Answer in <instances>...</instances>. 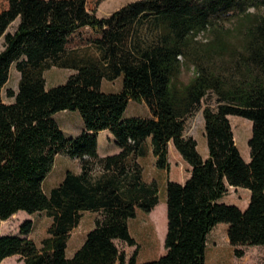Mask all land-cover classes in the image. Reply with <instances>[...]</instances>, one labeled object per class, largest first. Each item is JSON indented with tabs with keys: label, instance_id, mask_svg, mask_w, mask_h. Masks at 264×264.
I'll return each instance as SVG.
<instances>
[{
	"label": "trees",
	"instance_id": "trees-1",
	"mask_svg": "<svg viewBox=\"0 0 264 264\" xmlns=\"http://www.w3.org/2000/svg\"><path fill=\"white\" fill-rule=\"evenodd\" d=\"M0 1V222L19 211L53 217L42 247L19 234L0 235V264L19 255L23 264H205L208 237L220 223L236 257L245 246L264 245V0H137L106 17L104 0ZM153 24L151 41L141 28ZM89 26L101 37L68 48L73 33ZM210 33L207 41L198 37ZM18 90L7 88L12 67ZM52 67L75 70L66 82L47 87ZM185 71L193 76L185 81ZM122 77L119 91L102 89L104 79ZM209 154L186 134L201 102ZM146 103L149 116H128L131 101ZM78 111L84 130L67 135L55 115ZM252 121L250 161L242 156L230 116ZM110 130L119 151L101 156L98 135ZM191 165L184 182L167 179L168 230L165 253L138 262L141 245L130 231L138 210L159 203L156 181L147 182L139 161L150 148L159 169L170 171L169 144ZM81 160L49 193L45 181L56 158ZM251 192L244 209L222 198L229 188ZM86 210L98 212L83 245L68 257V239ZM136 245L128 257L116 240ZM264 264V262L252 263Z\"/></svg>",
	"mask_w": 264,
	"mask_h": 264
},
{
	"label": "rangeland",
	"instance_id": "rangeland-1",
	"mask_svg": "<svg viewBox=\"0 0 264 264\" xmlns=\"http://www.w3.org/2000/svg\"><path fill=\"white\" fill-rule=\"evenodd\" d=\"M134 1L137 0H104L97 7L96 13L100 17H106L117 9ZM93 5L94 1L91 0L90 7L92 9L95 8ZM154 31L155 26L153 24L145 23L142 26L140 32L142 42L146 43V41H151L153 39ZM99 37H101V34L93 30L91 27H82L72 34L68 42V48L92 45L94 40ZM198 38L200 40L207 41L209 38H212V35L210 33H203L199 35ZM3 42L4 39L1 38L0 50L3 48ZM73 73H75V70L73 69L52 67L50 70L46 71L45 74L47 87L50 88L52 86L66 82L68 77ZM192 76V71H185L182 78L185 81H188ZM19 80L20 73L17 71L15 66H13L10 72L9 81L7 82L3 93L4 101L11 102L14 100L13 98L7 96L6 89L13 88L18 90ZM121 88L122 77H119L115 80H103L102 89L105 91H119ZM206 105L215 107L216 98L214 96L205 98L198 106L194 114L189 117L186 127V134L194 136L197 139L198 149L202 155L205 154L206 151L209 152L208 141L205 133V118L203 115V109ZM147 110L149 112V107L146 103L140 104L132 100L128 106L127 115H144L146 114ZM55 119L67 135H78L84 130V122L78 111L65 110L58 112L55 115ZM230 120L242 156L246 161H248L250 157V147L248 145V140L252 134V121L248 118L238 115H231ZM109 136L111 138H109ZM98 142V152L101 155L114 154L119 151L114 136L108 130H102L99 135ZM169 159L171 162V170L166 171L157 167V158L153 154L151 148L145 156L139 158V161L143 167L144 179L149 183L156 181L159 185V188H163L162 192L159 193V204L157 205V210L155 209L156 211L154 216H152L150 213L138 210L137 217L130 220L131 234L141 245L138 255L139 263L157 259L165 253L163 236L166 223L165 218L167 220V208L165 207L166 189L164 190L166 180L170 178L178 182H184L191 171V165L185 162L182 155L175 148L172 142L169 144ZM68 170H72L74 172L78 170L81 171V160L77 158H71L66 154L58 155L54 168L45 181V189L47 193H49L53 187L59 185L62 182ZM249 195L251 197V192H249L248 189L231 186L227 194L224 196V202L236 204L240 208L244 209L248 206L250 200ZM27 219L33 221V229L30 232L29 237L32 238L39 247H42L43 240L50 236L49 229L52 226L54 220L53 217L49 216L45 211L34 214H29L26 211H19L18 215L11 216L9 219L0 222V235L19 234L20 226ZM150 221L158 224L159 232L153 230L154 227L151 225ZM94 226L95 221H89V216H85L83 221L79 222V224L73 228L68 239V257H72L75 252L83 245L88 232ZM116 243L121 250H124L127 253L128 257H130L137 248L136 245L131 246L127 242L119 239L116 240ZM245 249L246 253L243 257L238 258L235 256L234 246H232L228 237V225L226 223H220L209 234L205 264H252L264 262V245L245 246ZM6 260L7 261L5 264H23V262L20 261L19 255L10 256L6 258Z\"/></svg>",
	"mask_w": 264,
	"mask_h": 264
},
{
	"label": "crops",
	"instance_id": "crops-1",
	"mask_svg": "<svg viewBox=\"0 0 264 264\" xmlns=\"http://www.w3.org/2000/svg\"><path fill=\"white\" fill-rule=\"evenodd\" d=\"M140 104H145V103H140ZM126 114H127V112H126ZM150 115V110H149V112H148V110L146 111V114H144V115H139V114H129L128 116H149ZM109 132H110V130H108ZM102 131H100L99 132V135H100V133H101ZM111 133V132H110ZM112 134V133H111ZM99 135H98V140H99ZM109 138H111L110 136H109ZM236 138V137H235ZM236 141H237V139H236ZM171 143V142H170ZM173 143V142H172ZM237 144H238V142H237ZM105 153H107V152H105ZM100 154V153H99ZM208 154H209V152H205V154H203V157H207L208 156ZM101 155V154H100ZM106 155H108V154H104V155H101V156H106ZM183 157V156H182ZM184 159V158H183ZM250 159H251V156L249 157V159H248V161H250ZM185 160V159H184ZM185 162H187L186 160H185ZM188 163V162H187ZM189 164V163H188ZM190 170H192V167H191V169ZM76 173H79L80 172V170H78V171H75ZM191 176V171H190V174H189V176L184 180V182L189 178ZM184 182H182V183H184ZM166 183H167V180H166ZM233 187V186H232ZM162 189L163 188H161L160 189V192H162ZM166 189V184H165V188H164V190ZM246 189V188H245ZM249 190V189H248ZM249 192H250V190H249ZM164 197H165V195H164ZM166 198H167V196H166ZM249 199H250V195H249ZM222 201H224V197L222 198ZM250 201V200H249ZM159 204V203H158ZM157 204V205H158ZM156 205V207H154V209L151 211V212H149L152 216H154V213H155V211L157 210L156 208L158 207ZM166 205H167V202H166ZM165 205V206H166ZM156 209V210H155ZM137 215H138V213H137ZM85 216H89V221H95V219H96V217L98 216V212H95V211H91V210H86V211H84L83 212V214H82V218H81V220H80V222L81 221H83V219L85 218ZM137 217V216H136ZM135 217V218H136ZM133 219V218H132ZM131 220V219H130ZM165 221H166V223H165V229H164V236H163V239H164V243H165V238H166V234H167V230H168V217H167V220H166V218H165ZM151 222V225H153V230H156V231H158L159 232V229H158V224H155V223H153L152 221H150ZM156 226H155V225ZM129 225H130V222H129ZM161 232V231H160ZM162 233V232H161ZM163 235V234H162ZM165 237V238H164ZM165 248V247H164ZM6 260V259H5ZM7 261V260H6ZM5 261V262H6Z\"/></svg>",
	"mask_w": 264,
	"mask_h": 264
},
{
	"label": "bare ground",
	"instance_id": "bare-ground-1",
	"mask_svg": "<svg viewBox=\"0 0 264 264\" xmlns=\"http://www.w3.org/2000/svg\"><path fill=\"white\" fill-rule=\"evenodd\" d=\"M166 208H167V205L165 206ZM16 215H18V212L17 213H15L13 216H16ZM5 259L2 261V263L1 264H5Z\"/></svg>",
	"mask_w": 264,
	"mask_h": 264
}]
</instances>
